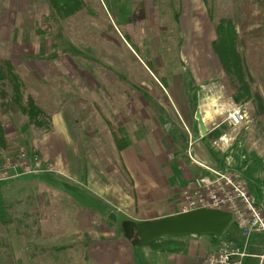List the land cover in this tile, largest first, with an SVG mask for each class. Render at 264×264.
I'll return each instance as SVG.
<instances>
[{"label": "rangeland", "instance_id": "1", "mask_svg": "<svg viewBox=\"0 0 264 264\" xmlns=\"http://www.w3.org/2000/svg\"><path fill=\"white\" fill-rule=\"evenodd\" d=\"M12 1L15 3L11 8L5 3L8 14L0 10V56L13 59L23 81L25 100L32 96L44 110V120H51V126L49 131L39 129L21 113L3 118L11 149L3 154L0 164L24 153L28 161L37 157L42 164L33 166L30 175L0 185V191L21 218L10 232L0 230V238H6L12 247L17 264H93L88 254L90 242L106 235L127 236L126 230L105 234L98 232L99 227L163 217L131 218L86 177L66 172V178L54 173L52 165L53 171L47 172L50 163L39 155L40 141L51 133L60 134L61 129L65 130L61 125L66 124L69 133L74 138L77 135L81 154H94L96 148L100 149L95 155L105 159L101 161L102 171L112 186L117 185L132 198L140 197L124 169L119 166L115 170L108 162L114 142L105 119L116 129L127 131L125 125L139 114L141 101L150 103L159 114L165 113L160 95L156 96L164 89L144 65L147 60L155 63L160 76L166 77L172 87L188 91L189 96L213 84L221 83L217 86L226 88L228 79L210 44L216 37L214 21L232 18L239 25L241 0H84L87 8L65 20L53 17L47 0ZM36 30L42 35L35 34ZM7 35L8 39H4ZM241 54L253 98L259 95L264 102V39L250 42L248 51L241 50ZM246 113L250 123L241 135L247 136L251 147L255 138L263 140L260 146L264 148V121L255 120L248 110ZM36 178L62 185L70 198L52 206V195L43 193L39 209L33 200ZM252 186L248 183V190ZM183 204L182 195L176 213H181ZM215 240L217 246L221 242L232 241L239 246L245 242L235 221ZM248 248V255L261 253L264 257V236L254 233ZM0 264H6V259ZM242 264H260V259L248 256Z\"/></svg>", "mask_w": 264, "mask_h": 264}, {"label": "crops", "instance_id": "2", "mask_svg": "<svg viewBox=\"0 0 264 264\" xmlns=\"http://www.w3.org/2000/svg\"><path fill=\"white\" fill-rule=\"evenodd\" d=\"M6 2L9 3L8 8H11L15 2L0 0V10H5L8 14V8L5 7ZM1 18L3 16H0V24ZM5 21H7L6 18ZM0 32H2V27H0ZM34 33L36 34V31ZM4 39H8V35L6 38L4 36ZM211 58H213L212 55ZM4 59L14 63L12 58ZM146 68L150 72L147 66ZM158 70L160 73L159 68ZM154 78L164 89L163 94L157 93L156 96L160 95L159 98L163 102L161 109L165 113L159 114L152 109L150 103L146 104L141 101L139 114L132 117L131 122L128 121L125 125L128 128L127 131L124 130L130 145L123 151H118L113 139L114 147L109 148L111 155L107 156L112 168L116 170L120 166L124 169V173L133 184V189L140 197L132 198L129 193L124 194L117 185L113 187L102 171L101 161L105 159L102 155L99 156L100 158L95 155L100 152V149L96 148L94 154L87 155L85 152L81 154L79 139L77 135L74 138L69 133L70 130H67L66 124L61 125L65 130L61 129L60 134L51 133L40 141L39 155L49 162L50 166L52 165L55 169L54 173L63 174L66 178V172L86 177L95 188L104 191L109 198L115 200L119 208H122V212L131 218H134L133 216L144 218L146 215L168 217L178 214L180 211L175 212L176 205L181 203L183 191L188 183L199 176L211 175V171L240 174L247 183L246 185L249 183L254 186L252 190H249L254 200L263 204L264 148L260 146L263 140L255 138L254 145L251 147L247 136L241 135L243 130L248 129L250 123L248 113L246 122L239 127H232L227 123L228 112L238 106L251 112L253 117H256L255 120L263 122L264 102L262 98L257 95V98H252L249 103L237 105L228 81L226 88L223 85H221L222 88L217 86L221 83H212L211 87L198 89L193 96H189L188 91L177 90V87H172L168 80L167 87H164L155 76ZM129 103L131 104L129 108L133 112L132 101H128ZM195 110L200 112L201 122L206 130L205 135L202 134L201 124L197 120ZM101 177H105V180ZM33 183L35 187L33 200L37 202L39 209H41L39 201L43 193L46 196L52 195L51 201L55 200L54 203L50 202L49 205L52 206L70 198L61 187L62 185H53L54 183L37 178L33 180ZM0 185L6 186V183H0ZM43 186L46 191H43ZM125 223L123 226L115 223L106 224L104 228L99 227L98 232L105 234L124 232ZM215 239L209 235L181 237L186 244L185 251L181 254H165L152 250L150 246L135 245L127 236L106 235L90 242L88 254L93 264H203V259L207 254L215 251L217 247ZM253 243L256 249L258 244L256 241ZM248 249L251 251L250 246ZM259 249L261 246L257 252ZM259 254L254 253L249 257L259 258L260 264H264V258L262 261Z\"/></svg>", "mask_w": 264, "mask_h": 264}, {"label": "trees", "instance_id": "3", "mask_svg": "<svg viewBox=\"0 0 264 264\" xmlns=\"http://www.w3.org/2000/svg\"><path fill=\"white\" fill-rule=\"evenodd\" d=\"M47 2L53 17L58 20L75 16L88 5L84 0H47ZM240 13L239 25H236L232 18H221L217 22L213 20L216 38L211 45L212 52L217 56L232 87L233 99L237 105L246 104L253 98L252 88L246 78L241 50L248 51L250 42L264 39V0H241ZM37 33L42 35L36 30ZM125 35L131 40L127 33ZM144 63L160 83L167 87V79L160 76L155 63L150 60ZM24 96V85L17 67L11 60L0 57V162L3 154L11 149L3 122V118L7 115L21 113L37 128H45L47 131L50 129L51 120H44V110L36 104L32 96L26 100ZM164 97L167 101L166 95ZM105 122L109 125L117 150L126 149L130 143L125 130L116 129L108 119H105ZM16 222L20 223L21 218L15 213L14 206L8 203L4 193L0 191V230L10 232ZM0 241H2L0 263L6 259V264H17L12 247L6 238L1 237ZM150 248L165 254H181L185 251L186 244L181 238H169L151 244Z\"/></svg>", "mask_w": 264, "mask_h": 264}, {"label": "built area", "instance_id": "4", "mask_svg": "<svg viewBox=\"0 0 264 264\" xmlns=\"http://www.w3.org/2000/svg\"><path fill=\"white\" fill-rule=\"evenodd\" d=\"M247 120V113L240 107H234L227 115V123L239 127ZM23 154L18 159H7L0 164V183L30 175L34 167H41L37 157L26 159ZM34 164H31V163ZM46 171H53L52 167ZM193 179L183 191L184 204L181 213L199 209H216L233 214L238 229L242 232V245L234 242H221L215 251L207 254L203 264H242L249 255L246 253L249 241L254 233L264 234V203L255 202L246 182L238 173L211 171ZM262 257L261 259H263Z\"/></svg>", "mask_w": 264, "mask_h": 264}, {"label": "water", "instance_id": "5", "mask_svg": "<svg viewBox=\"0 0 264 264\" xmlns=\"http://www.w3.org/2000/svg\"><path fill=\"white\" fill-rule=\"evenodd\" d=\"M201 124L202 134H206L200 112L195 110ZM233 222V214L216 209H199L150 221L125 223V230L133 244L145 247L163 239L185 236L211 235L220 238Z\"/></svg>", "mask_w": 264, "mask_h": 264}, {"label": "bare ground", "instance_id": "6", "mask_svg": "<svg viewBox=\"0 0 264 264\" xmlns=\"http://www.w3.org/2000/svg\"><path fill=\"white\" fill-rule=\"evenodd\" d=\"M254 199V198H253ZM256 202V201H255Z\"/></svg>", "mask_w": 264, "mask_h": 264}]
</instances>
